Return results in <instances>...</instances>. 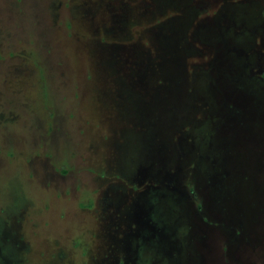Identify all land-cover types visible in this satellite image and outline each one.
I'll use <instances>...</instances> for the list:
<instances>
[{
  "label": "rangeland",
  "instance_id": "rangeland-1",
  "mask_svg": "<svg viewBox=\"0 0 264 264\" xmlns=\"http://www.w3.org/2000/svg\"><path fill=\"white\" fill-rule=\"evenodd\" d=\"M0 264H264V0H0Z\"/></svg>",
  "mask_w": 264,
  "mask_h": 264
}]
</instances>
